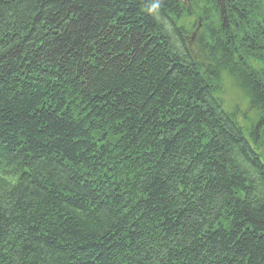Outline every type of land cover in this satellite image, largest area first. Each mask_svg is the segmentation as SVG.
I'll return each mask as SVG.
<instances>
[{"label": "trees", "instance_id": "obj_1", "mask_svg": "<svg viewBox=\"0 0 264 264\" xmlns=\"http://www.w3.org/2000/svg\"><path fill=\"white\" fill-rule=\"evenodd\" d=\"M0 264H264L262 0H0Z\"/></svg>", "mask_w": 264, "mask_h": 264}, {"label": "rangeland", "instance_id": "obj_2", "mask_svg": "<svg viewBox=\"0 0 264 264\" xmlns=\"http://www.w3.org/2000/svg\"><path fill=\"white\" fill-rule=\"evenodd\" d=\"M188 0H184L185 3ZM220 98L223 100L226 110L233 108L235 105L239 106L241 111L247 112L249 115L252 113L246 105V99L242 92L232 83L226 75L222 76V81L219 87ZM252 116V115H251Z\"/></svg>", "mask_w": 264, "mask_h": 264}, {"label": "water", "instance_id": "obj_3", "mask_svg": "<svg viewBox=\"0 0 264 264\" xmlns=\"http://www.w3.org/2000/svg\"><path fill=\"white\" fill-rule=\"evenodd\" d=\"M262 2H263V5H264V0H262Z\"/></svg>", "mask_w": 264, "mask_h": 264}, {"label": "flooded vegetation", "instance_id": "obj_4", "mask_svg": "<svg viewBox=\"0 0 264 264\" xmlns=\"http://www.w3.org/2000/svg\"><path fill=\"white\" fill-rule=\"evenodd\" d=\"M181 1H183V2H184V0H181Z\"/></svg>", "mask_w": 264, "mask_h": 264}]
</instances>
